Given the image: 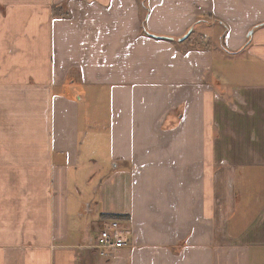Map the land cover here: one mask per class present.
<instances>
[{
    "label": "crops",
    "instance_id": "obj_1",
    "mask_svg": "<svg viewBox=\"0 0 264 264\" xmlns=\"http://www.w3.org/2000/svg\"><path fill=\"white\" fill-rule=\"evenodd\" d=\"M145 2L0 0V264H264V0Z\"/></svg>",
    "mask_w": 264,
    "mask_h": 264
},
{
    "label": "built area",
    "instance_id": "obj_2",
    "mask_svg": "<svg viewBox=\"0 0 264 264\" xmlns=\"http://www.w3.org/2000/svg\"><path fill=\"white\" fill-rule=\"evenodd\" d=\"M131 229L122 221L112 219L105 222L98 231L93 247L103 256L111 255L119 248L127 245Z\"/></svg>",
    "mask_w": 264,
    "mask_h": 264
},
{
    "label": "trees",
    "instance_id": "obj_3",
    "mask_svg": "<svg viewBox=\"0 0 264 264\" xmlns=\"http://www.w3.org/2000/svg\"><path fill=\"white\" fill-rule=\"evenodd\" d=\"M143 2H144V5H143V6H144V13H145V14H144V19H145L146 16H147V13H148V9H147V7H146V2H145V0H143ZM144 19H143V20H144ZM225 30H226V29H225ZM146 34H148L149 36H151L150 33L147 32V31H146ZM222 45H223V44H222ZM223 46H224V45H223ZM111 218H113V219H120V217H118V216H111Z\"/></svg>",
    "mask_w": 264,
    "mask_h": 264
},
{
    "label": "rangeland",
    "instance_id": "obj_4",
    "mask_svg": "<svg viewBox=\"0 0 264 264\" xmlns=\"http://www.w3.org/2000/svg\"><path fill=\"white\" fill-rule=\"evenodd\" d=\"M151 36H153L154 37V35H151ZM103 96H105V95H103ZM103 104H102V106H100V111H106V109H107V103H106V99L104 100V102H102ZM128 244V243H127Z\"/></svg>",
    "mask_w": 264,
    "mask_h": 264
},
{
    "label": "water",
    "instance_id": "obj_5",
    "mask_svg": "<svg viewBox=\"0 0 264 264\" xmlns=\"http://www.w3.org/2000/svg\"><path fill=\"white\" fill-rule=\"evenodd\" d=\"M190 30L185 34V35H183V37H181L179 40H183V39H185V38H187L188 37V35L190 34Z\"/></svg>",
    "mask_w": 264,
    "mask_h": 264
}]
</instances>
